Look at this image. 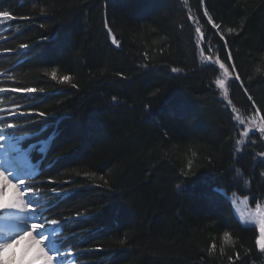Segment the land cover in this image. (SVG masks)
Segmentation results:
<instances>
[{
    "label": "trees",
    "instance_id": "1",
    "mask_svg": "<svg viewBox=\"0 0 264 264\" xmlns=\"http://www.w3.org/2000/svg\"><path fill=\"white\" fill-rule=\"evenodd\" d=\"M0 7L14 17L0 25V86L44 89L16 94L35 97L18 102L35 104L33 118L47 121L28 128L20 146L41 166L40 180L72 190L48 215L73 218L64 235L82 253L75 264H264L256 227L241 224L228 198L264 202V135L249 132L237 151L243 127L232 111L259 109L264 118V0H0ZM195 26L212 42L205 55L230 64L232 53L240 80H229L228 101L214 84L219 67L200 59ZM64 76L71 82L61 83ZM0 106L8 107L3 99ZM189 160L194 174L185 178Z\"/></svg>",
    "mask_w": 264,
    "mask_h": 264
},
{
    "label": "snow or ice",
    "instance_id": "2",
    "mask_svg": "<svg viewBox=\"0 0 264 264\" xmlns=\"http://www.w3.org/2000/svg\"><path fill=\"white\" fill-rule=\"evenodd\" d=\"M200 3L203 5L204 0H200ZM184 4L187 6L188 0H184ZM46 11L48 9L40 8L41 13ZM203 15L207 17L208 23L212 25L213 29L219 30L221 28L220 24L213 22V17L207 9L204 10ZM13 18L10 9L0 7V25ZM188 18L196 21L197 25H199L198 17L192 12L191 8L188 10ZM20 19L27 20L29 17L21 16ZM103 26L107 30V36L111 38L112 44L119 47L120 41L113 34V29L109 27L107 18H105ZM41 27H44V25H41ZM241 27H243V23ZM194 31L196 34L195 43L200 48V59L202 62L219 66L222 74L216 76L214 84L222 90L221 95L224 99H228L227 78L230 70L232 72L236 71L235 65H226L218 56L213 59L212 55H205L206 48L209 52L212 51V42L206 37L202 26H195ZM227 32L228 34H233L237 32V29L229 27ZM44 39H48V37H44ZM221 39H223V35H221ZM227 46V42H225V47L227 48ZM19 47L20 49H27L29 45L21 44ZM227 59L229 61L233 59L230 51ZM144 67H147V65H144ZM171 71L178 73L181 69L172 67ZM4 75H7V71ZM51 77L56 80L55 71L51 73ZM234 80H240V76L236 74ZM60 82L70 83L71 79L69 76H64ZM72 86L76 87L75 84ZM37 91L44 92V89L40 88L37 90L21 82L15 83L10 88L0 86V99L6 101L8 105V107L0 106V254L11 248L19 239L26 238L29 240L30 246L34 245L37 248L36 253L28 264H69V261H78L82 255L80 251H73L76 245L69 244L70 238L64 235V229L68 224L74 222L73 218L55 219L50 218L48 214L53 213L60 201L67 199L72 194V190L66 189L61 182L55 179H50L47 182L40 180V177L45 175L41 166L33 164L29 159L28 153L20 147L25 135L29 134L27 132L28 128H34L40 123L46 124L47 121L41 122L33 118L32 114L36 110L35 104L20 105L18 102L21 99H35V97L31 95L26 97L16 96V94H31ZM245 91L247 90L245 89ZM152 95H155V93ZM116 99V96L112 97V100L115 101ZM248 99L252 100V97L249 96ZM229 105H231L230 100ZM232 111L235 113L237 109L233 107ZM255 111L257 114L259 113V109ZM38 115L44 117L45 113L40 111ZM9 117H12V119H9ZM235 119L239 125L242 126L244 124V120L239 115L235 116ZM251 127L257 128L260 134L264 135V123L259 125L252 124ZM240 135L242 138L236 140L237 151H240V146L244 143L243 138L249 136V129H245ZM252 135H255V132H252ZM55 139L56 137L53 135L43 141L41 152L46 153ZM260 155H264V153ZM236 172L238 176H243L239 169ZM192 174H194L192 173V161L189 160L186 170H182L181 175L187 178ZM91 176L94 177L95 174L93 173ZM100 179L103 180L104 178L101 176ZM105 184H107V181H105ZM244 184L247 185L248 181L244 180ZM176 187L181 189L182 185L177 184ZM8 188L12 189V195L7 201H4L3 198ZM233 196H235V193H233ZM232 203L236 204V200L233 199ZM241 203L247 205L249 197L245 195ZM75 215L77 217L92 218L91 216L85 217L80 212H76ZM239 218L245 222L255 221L259 225V238L256 243L259 250L264 252V208L257 204L254 212L249 211L247 214L240 212ZM86 238V236H81V239ZM224 239L226 243H232L227 232L224 233ZM119 243L124 244V240H120Z\"/></svg>",
    "mask_w": 264,
    "mask_h": 264
},
{
    "label": "rangeland",
    "instance_id": "3",
    "mask_svg": "<svg viewBox=\"0 0 264 264\" xmlns=\"http://www.w3.org/2000/svg\"><path fill=\"white\" fill-rule=\"evenodd\" d=\"M211 55L213 56V59H215L216 58V56H215V54L214 53H211ZM226 64V63H225ZM232 64H234L233 62H232V60H230V64H226V65H232ZM216 66H218V65H216ZM219 67V66H218ZM222 73H221V71H220V74L219 75H221ZM237 74V72L235 71V72H232L231 70H230V73H229V77L227 78V83H226V87H227V89H228V92H229V88H228V82H229V80L230 79H234V76ZM237 81H239V80H237ZM217 87V86H216ZM217 89H218V91H219V93H220V95H221V93H222V90L221 89H219L218 87H217ZM245 93H246V95L249 97V95H248V93L245 91ZM222 96V95H221ZM223 97V96H222ZM224 98V97H223ZM226 101H228V99H225ZM235 115L237 116V115H239L240 117H241V119H243L244 120V124L241 126V127H243L242 128V132L245 130V129H249V132H251V131H258V129L257 128H252L251 127V125L252 124H256V125H259V124H261V123H264V118H263V116H262V113H261V111H259V113L257 114V112L255 111V112H253V113H251L250 115L249 114H244L245 116H247V117H245V116H242L241 115V113H237V111L235 112ZM249 115V116H248ZM253 117H255V119H253ZM245 138V137H244ZM21 147V146H20ZM21 149H22V147H21ZM23 150V149H22ZM25 151V150H24ZM228 198H229V200H230V202H231V204H232V207H233V211H234V213H235V215H236V217L238 218V220L241 222V224H243L244 226H254V227H256V229H257V231H258V238H259V225L255 222V221H248V222H245V221H242L239 217H240V212H245L246 214H247V212H249V211H252V212H254L255 211V208H256V205L254 206V207H252L251 205H250V202L247 204V205H245V204H243V203H241V201L243 200V198L244 197H242V196H238L237 194H235V196H233V194H230V195H228ZM233 199H235L236 200V204H233L232 203V200ZM258 204H260L261 205V207L262 208H264V202H260V203H258ZM257 238V239H258ZM258 246V245H257ZM259 248V247H258ZM6 252H3L2 254H1V257H0V264H6L5 262H6V260L5 259H7V255L5 254ZM5 254V255H4ZM69 264H75V262H72V261H69Z\"/></svg>",
    "mask_w": 264,
    "mask_h": 264
},
{
    "label": "bare ground",
    "instance_id": "4",
    "mask_svg": "<svg viewBox=\"0 0 264 264\" xmlns=\"http://www.w3.org/2000/svg\"><path fill=\"white\" fill-rule=\"evenodd\" d=\"M12 195V189H6V195L3 198L7 201ZM36 246H30V242L26 238H21L17 243H14L11 248L6 249L4 252L7 255L6 264H28L36 253ZM4 254V255H5Z\"/></svg>",
    "mask_w": 264,
    "mask_h": 264
}]
</instances>
